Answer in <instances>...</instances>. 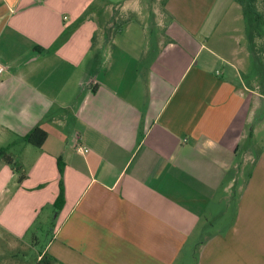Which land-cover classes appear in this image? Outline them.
<instances>
[{
	"label": "crops",
	"instance_id": "0c3cea01",
	"mask_svg": "<svg viewBox=\"0 0 264 264\" xmlns=\"http://www.w3.org/2000/svg\"><path fill=\"white\" fill-rule=\"evenodd\" d=\"M144 1L0 0V264H31L48 223L35 262L240 264L264 250L240 189L229 214L264 97L243 77L248 26L216 20L242 7L167 0L152 20ZM35 127L41 146L25 140Z\"/></svg>",
	"mask_w": 264,
	"mask_h": 264
},
{
	"label": "rangeland",
	"instance_id": "374dc122",
	"mask_svg": "<svg viewBox=\"0 0 264 264\" xmlns=\"http://www.w3.org/2000/svg\"><path fill=\"white\" fill-rule=\"evenodd\" d=\"M145 1L144 2L145 4H147V9H149V11H147L149 14V18L153 20L158 13L162 12L164 2H166L167 0H145ZM256 1H257L256 2L257 9L259 11H264V0H256ZM172 2L176 4L178 3V0H172ZM188 2H191V0H189ZM219 2H225V0H219L217 8H219ZM225 7L226 9L224 8L222 14H221V11L216 12L217 13L216 20L224 22L225 20L228 19L227 22H229L230 25L233 27V30H230V33L234 35L236 34L246 35L247 33L245 29L243 31L242 29H243V25H245L246 27L248 26L249 24L248 18L245 17L244 13H243L244 18H243L242 17L243 15L241 16L242 12L240 10L234 11L232 10L231 6H229L227 10L226 5ZM152 8L154 11L151 10ZM151 12H152V15H151ZM214 14H215V8L213 9V15ZM236 15H238L239 18ZM169 20L170 18L168 17L166 21L168 22ZM235 28H239V29L235 30ZM222 32H223V28L220 29V27L217 26L216 31L213 34L219 35V34H222ZM262 32L264 34V23L261 26V33ZM249 33H250V30H249ZM254 35H255V31H251V36H249L250 39H248V44L251 47L250 48L251 53H253L252 49L254 45V47L256 48V55L254 56L253 54L254 57L251 56V60L249 64L250 71L247 70L248 73L244 74L243 77L246 81H249V79H254L256 82H258V86H259L258 91L260 94L264 96V35L260 37L258 36L256 37V35L255 36ZM245 42L243 41L242 46L246 45ZM260 100H261L260 107L257 110V114L254 117V121L250 124V127H253V129L254 127H256L254 130V135H251V136L247 135L246 143L241 144L242 146L240 147V156L237 157V160H240V180H239L240 188L239 187L232 188L230 194L233 195L235 194V190L238 189V192H239V189H240V210L241 212L243 213L245 210L249 211L250 209H252V206L253 207L256 206L255 210H257V212H260L262 214L261 221L264 222V219H263L264 218V215H263L264 214V166L255 167L256 162L259 159V156L260 155L264 156V118H263L264 117L263 116L264 115V97H260ZM248 151H250L251 153L250 155L255 160L254 162L247 160V158L244 156V153ZM252 196L258 197L257 200H254V199L250 200L249 198ZM232 198H233L232 206L234 207H232V209L229 210L230 211L229 214H233L234 211L236 210L235 206L237 202L235 200V196L233 195ZM220 200L221 199L217 195L214 198L212 205L213 206H216V204L220 205V202H219ZM255 202H256V205H255ZM55 213H56V210H53V212L50 214V221L54 220L52 218L55 217ZM217 224H219V220L215 223V225ZM259 226L262 227V225H259ZM40 227L41 228L38 234L39 243L34 245V247L38 249V251H40L42 246H44V242L47 239V232H48V229L51 227V224L50 223L41 224ZM262 231L263 229L261 230V232ZM248 233L249 232H246L245 234H248ZM253 233L255 235L259 234V232L257 231ZM259 237H260V234H259ZM261 237H262L261 243H263L264 235H262ZM36 249L35 250L31 249L25 256L26 257L25 259H27V261H29V263L31 264H35V257L37 254ZM241 254H244V255L241 256ZM247 256L249 258L253 257L254 259H260L263 262L264 261V250L262 248L261 252H257V251L240 252V264L241 263L244 264V262L246 261L244 260V258L245 257L247 258Z\"/></svg>",
	"mask_w": 264,
	"mask_h": 264
},
{
	"label": "trees",
	"instance_id": "16d2710c",
	"mask_svg": "<svg viewBox=\"0 0 264 264\" xmlns=\"http://www.w3.org/2000/svg\"><path fill=\"white\" fill-rule=\"evenodd\" d=\"M242 7V11L246 18L249 20L248 29L250 30L249 36H251V31H255L256 37L263 36L261 33V26L264 23V11H259L256 7V0H236ZM253 29V30H252ZM254 35V36H255ZM253 36V37H254ZM253 54L256 55V48L253 45ZM46 138V133L39 127H35L26 137L25 140L34 145L41 146ZM2 159L11 163L10 158L2 157ZM63 202V188L60 186L58 196L55 201L56 208H60ZM54 258L50 255L43 253L40 258L35 262V264H53Z\"/></svg>",
	"mask_w": 264,
	"mask_h": 264
},
{
	"label": "built area",
	"instance_id": "2783aa9c",
	"mask_svg": "<svg viewBox=\"0 0 264 264\" xmlns=\"http://www.w3.org/2000/svg\"><path fill=\"white\" fill-rule=\"evenodd\" d=\"M7 72V67L6 65L2 62L0 59V76L4 75ZM76 151L79 153L83 154L88 151V148H85L84 146L77 145L76 146Z\"/></svg>",
	"mask_w": 264,
	"mask_h": 264
}]
</instances>
